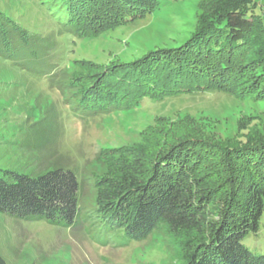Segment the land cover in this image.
Segmentation results:
<instances>
[{
    "label": "rangeland",
    "instance_id": "rangeland-1",
    "mask_svg": "<svg viewBox=\"0 0 264 264\" xmlns=\"http://www.w3.org/2000/svg\"><path fill=\"white\" fill-rule=\"evenodd\" d=\"M238 1L264 25V0ZM219 3L157 0L149 10L112 9L102 22L82 24L74 36L61 27L65 17L57 0H0L1 11L48 43L36 60L0 55V169L35 176L63 167L83 182L84 173L101 170L98 155L107 160L120 146L154 154L172 137L192 132L224 150L264 137V61L257 54L238 66L234 95L200 89L146 99L129 111L77 118L56 87L62 71L103 76L178 47ZM82 193L83 204L94 205L93 186L85 184ZM110 221L90 217L86 209L72 226L2 212L0 254L8 264H181L184 242L193 237L173 241L155 229L138 240ZM244 243L254 254L264 253V213L259 230Z\"/></svg>",
    "mask_w": 264,
    "mask_h": 264
},
{
    "label": "trees",
    "instance_id": "trees-1",
    "mask_svg": "<svg viewBox=\"0 0 264 264\" xmlns=\"http://www.w3.org/2000/svg\"><path fill=\"white\" fill-rule=\"evenodd\" d=\"M57 1L65 17L61 27L74 36L82 24L102 22L101 16L113 14L112 9L149 10L157 4ZM217 7L174 49L120 65L103 76L62 71L56 87L77 118L129 111L146 99L200 89L234 95L238 66L249 55L264 61V25L238 0H222ZM46 40L0 10V55L36 60L47 50ZM189 133L172 137L154 154L120 146L107 160L98 155L101 170L84 173L83 182L63 167L35 176L0 169V213L72 226L86 209L90 217L110 218L138 240L155 229L173 241L192 234L184 242L181 264H264V253L254 254L244 243L249 233L259 230L264 213V137L252 135L219 150ZM85 184L96 192L94 205L83 204ZM0 264H8L1 254Z\"/></svg>",
    "mask_w": 264,
    "mask_h": 264
}]
</instances>
